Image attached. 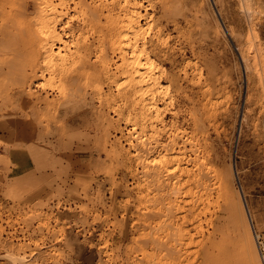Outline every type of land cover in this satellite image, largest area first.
Returning <instances> with one entry per match:
<instances>
[{
	"label": "rangeland",
	"instance_id": "obj_1",
	"mask_svg": "<svg viewBox=\"0 0 264 264\" xmlns=\"http://www.w3.org/2000/svg\"><path fill=\"white\" fill-rule=\"evenodd\" d=\"M38 1L0 0V264H264V0H130L156 114L105 78L121 0H42L73 19L48 74Z\"/></svg>",
	"mask_w": 264,
	"mask_h": 264
},
{
	"label": "bare ground",
	"instance_id": "obj_2",
	"mask_svg": "<svg viewBox=\"0 0 264 264\" xmlns=\"http://www.w3.org/2000/svg\"><path fill=\"white\" fill-rule=\"evenodd\" d=\"M42 2H43L42 0H39L38 2H36L38 9L36 10V16L34 17L33 22L36 25H38L36 32L41 38V45L39 46V49L44 55V61L42 60L43 67H45L43 70V73L47 72L48 74L51 71L50 65L53 64L52 61H54L56 57L60 58V56H58L59 52L56 50L58 48H63L66 46L68 47L67 44L69 42L65 40L66 37L62 33L61 30L66 27L68 28L69 22H71L73 19L69 18L68 21L66 20L65 18L66 17L65 13L67 10V7H66L65 12H63V14L65 15L60 17L58 21L55 20L54 16H55V13L58 12L60 3L55 6H49L48 4L44 2L42 3ZM120 3L122 4L120 8L122 9V11L124 10V12L126 13L119 20V23H113V27L115 26L116 28H118L117 29L118 31H116L117 36L120 34V32H123L124 34L122 36L121 35L118 36L120 39L119 40L120 43L119 45L115 46V49L113 50L114 52L113 56H115L117 59H120L121 62L119 61L120 63H115V64H118L117 65L118 67L108 66L106 70L107 72H109L112 68V70H116L114 73L118 75L114 77V76H111L110 74H107L105 78L109 80L108 81L109 85H112L115 83L116 81L115 79L119 80L118 76H121V77L124 76V78L126 77L125 78L126 83L124 85H121L124 79L119 81L120 83H115L114 86L112 85L114 87L113 90L116 92V95L121 97L120 99H126V98L129 99L131 97L133 99L135 97H138L139 99V96L141 98L142 96H145V95L146 96L151 95L152 96L151 102L148 103L149 107L148 108L146 107V108L153 110L154 112V110L155 111L158 110L156 109L154 98L157 97V94H159L158 90L161 89L162 85L159 83L158 76L155 75L156 72H158L159 68L156 65H154L153 60H151V58L148 55L149 53L146 51L144 45H142L141 42L139 41L140 35L142 33V30H140V22L144 18V16L141 15L138 10L140 6H142V4L141 3L138 4V2H133L131 4L130 0H121ZM130 4L132 5V8ZM63 23H64V26H62ZM70 33L72 32L70 31ZM112 39L113 38H111L110 40ZM75 54L77 53L75 52ZM56 61H58V59ZM160 93H161V90H160ZM162 98L164 100L167 97H165V95L163 94ZM145 102L147 101L145 100ZM159 110L158 112H160ZM173 141H172L173 143H170L169 147H167L168 149H165L162 155L158 157L157 160H154L152 163L154 170H157L156 175H155V182L157 183V185H158V180H159L158 179V174L160 172L159 169H161L164 172V174L169 178V180H171L170 178H174L176 176V171L179 169L181 165L180 161L183 159L182 155H178L177 153L176 155L174 154L170 155L174 149L175 140ZM138 146L144 148V146H146V143L141 142ZM138 153L140 152L138 151L136 153V159H140L141 157ZM195 160L197 161L198 157H196ZM204 165H205L204 163H201V167H204ZM217 176H218L217 173H215V177ZM176 180H175V183H177ZM221 192L224 193V191H221Z\"/></svg>",
	"mask_w": 264,
	"mask_h": 264
}]
</instances>
